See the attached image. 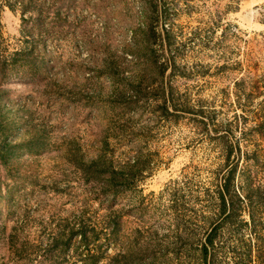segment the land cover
<instances>
[{
    "label": "rangeland",
    "instance_id": "obj_1",
    "mask_svg": "<svg viewBox=\"0 0 264 264\" xmlns=\"http://www.w3.org/2000/svg\"><path fill=\"white\" fill-rule=\"evenodd\" d=\"M0 116V264H201L227 170L264 190V0H0ZM101 148L132 189L65 158Z\"/></svg>",
    "mask_w": 264,
    "mask_h": 264
},
{
    "label": "trees",
    "instance_id": "obj_2",
    "mask_svg": "<svg viewBox=\"0 0 264 264\" xmlns=\"http://www.w3.org/2000/svg\"><path fill=\"white\" fill-rule=\"evenodd\" d=\"M9 10H13L11 4H7ZM152 40V32L146 35ZM107 72L114 74L113 66L109 65ZM136 90L137 86H135ZM112 94L118 95L115 91ZM159 112L167 116L168 111L164 104L159 105ZM7 123H4L0 116V134L9 130ZM30 144V136L26 138ZM16 144L1 141L0 159L8 160L12 151H9ZM65 156V155H63ZM62 156V157H63ZM65 157L73 166L76 174L84 181L99 186L101 194L108 193L114 196L122 190H129L135 186L136 180L141 176L145 168V160L135 156L125 161L118 168H114L113 160L107 157L101 148L95 155L85 157L82 154ZM72 158V159H70ZM242 186L234 181V170L229 169L224 176L221 185L214 193L215 219L206 217L208 224L203 238L198 242L195 249L193 243H189V249L194 252L201 264H264V219L258 216V211L264 209V190L256 184L251 187L247 183ZM117 221L112 222L110 229H116ZM78 234L83 241L86 239V229L82 220L74 227L72 234ZM137 249L126 251L123 254L116 253L111 264H134L138 258ZM91 256V255H90ZM88 256V257H90ZM92 263L94 257L91 256Z\"/></svg>",
    "mask_w": 264,
    "mask_h": 264
}]
</instances>
